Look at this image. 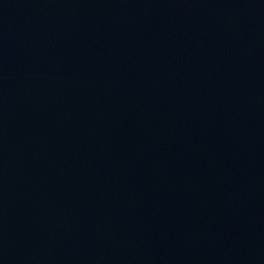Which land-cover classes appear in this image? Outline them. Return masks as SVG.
Instances as JSON below:
<instances>
[{
  "label": "water",
  "instance_id": "obj_1",
  "mask_svg": "<svg viewBox=\"0 0 264 264\" xmlns=\"http://www.w3.org/2000/svg\"><path fill=\"white\" fill-rule=\"evenodd\" d=\"M0 264H264V0H0Z\"/></svg>",
  "mask_w": 264,
  "mask_h": 264
}]
</instances>
